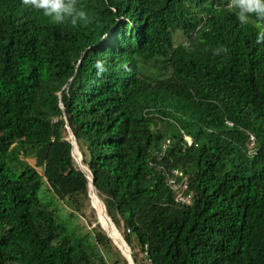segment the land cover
Returning a JSON list of instances; mask_svg holds the SVG:
<instances>
[{"label": "trees", "instance_id": "1", "mask_svg": "<svg viewBox=\"0 0 264 264\" xmlns=\"http://www.w3.org/2000/svg\"><path fill=\"white\" fill-rule=\"evenodd\" d=\"M80 3L94 19L73 28L0 0V264H128L96 220L66 232L42 183L82 220L99 205L133 264H264L260 23L242 26L228 0Z\"/></svg>", "mask_w": 264, "mask_h": 264}, {"label": "clouds", "instance_id": "2", "mask_svg": "<svg viewBox=\"0 0 264 264\" xmlns=\"http://www.w3.org/2000/svg\"><path fill=\"white\" fill-rule=\"evenodd\" d=\"M22 4L42 13L57 25L70 24L76 28L87 26L94 19V14H91L80 0H22ZM227 7L234 12L242 26L247 25L250 19H256L260 23L256 43L264 44V0H228ZM227 52V47L221 45L214 50V55ZM119 67L130 71L127 64H121ZM94 68L97 76H102L108 71L106 61L100 59L96 61Z\"/></svg>", "mask_w": 264, "mask_h": 264}, {"label": "rangeland", "instance_id": "3", "mask_svg": "<svg viewBox=\"0 0 264 264\" xmlns=\"http://www.w3.org/2000/svg\"><path fill=\"white\" fill-rule=\"evenodd\" d=\"M177 37L179 38L180 36L178 35ZM74 151H76L75 147H74ZM76 158H77V152H75L73 159L78 166L80 164L77 163ZM28 161L30 164L32 163V161L30 159H28ZM80 167H81V165H80ZM82 168L85 170V168L83 166H82ZM88 190H89V188H88ZM37 196H38L39 200L41 201V203L47 209L55 212L56 219L65 224L66 232H69L71 235L73 233H77V232L81 233L82 231H87L89 228H92V226L95 224V222H97L99 224V226L103 230H105L106 233L109 234V236L112 238L114 244L122 252V254L123 255L125 254V251L122 249L121 244L118 241L117 235L114 233L113 229L109 226V224L106 223L105 219H103L99 205L97 206L98 212H97V218L96 219H95V216L92 217V215L94 214V211L92 213L90 211V208L88 207L85 211L87 217L85 220H82L75 213H73V212L70 213L68 206H66L62 200H58L57 198H55L52 195V193L50 191H46V187H45L44 183L41 184L40 189L37 192ZM88 197H89V195H88ZM89 222H90V224H89ZM119 259H120V257H118V262L116 264H122L121 259L120 260ZM107 261H108V264H112V262H110L111 260H107Z\"/></svg>", "mask_w": 264, "mask_h": 264}, {"label": "built area", "instance_id": "4", "mask_svg": "<svg viewBox=\"0 0 264 264\" xmlns=\"http://www.w3.org/2000/svg\"><path fill=\"white\" fill-rule=\"evenodd\" d=\"M228 125L231 124L229 121H225ZM184 144L189 145L191 140L187 136H183ZM167 143V142H166ZM166 143H162L157 150H154V155L160 156L166 146ZM248 150L253 149V136L251 134L248 135V141L246 142ZM166 186L173 193V200L177 203L188 204L190 202V194L185 193L187 189V181L186 177L182 175L177 169L171 168L169 174L166 175L165 178ZM144 264H150L149 259L145 260Z\"/></svg>", "mask_w": 264, "mask_h": 264}, {"label": "water", "instance_id": "5", "mask_svg": "<svg viewBox=\"0 0 264 264\" xmlns=\"http://www.w3.org/2000/svg\"><path fill=\"white\" fill-rule=\"evenodd\" d=\"M60 107L62 108V105H60ZM66 130H67V134H68V138H69V141H70V145H71V156L74 158V155H75V152H77V158H76V160H77V163L78 164H80L79 163V160H80V155H79V152H78V150H77V147H76V144H75V141H74V137H73V135H72V133H71V131L69 130V128L66 126ZM73 147H75L76 148V151H74L73 150ZM81 165V164H80ZM80 165H78L79 166V169H81L82 170V165H81V167H80ZM83 172H84V174H85V176H86V178H87V180H88V187L89 186H91L93 189H94V187H93V185H92V180H91V177L88 175V174H86V172L84 171V170H82ZM94 191H95V189H94ZM99 201H100V203H101V205H102V208H103V210H104V205H103V203H102V201L99 199ZM105 212V211H104ZM105 216H106V218H107V220H109L110 222H111V225H112V227H114V229L117 231V234L119 235V237L122 239V237H121V235L119 234V232H118V230L116 229V227L114 226V224L112 223V221L110 220V218L105 214ZM105 231V230H104ZM105 233H106V231H105ZM106 235L110 238V236L106 233ZM111 239V238H110ZM123 240V239H122ZM112 241V240H111ZM113 243V242H112ZM114 244V243H113ZM123 245H125V258H126V260H127V263L128 264H133V261H132V259H131V256H130V252H129V248H128V246L126 245V243L123 241Z\"/></svg>", "mask_w": 264, "mask_h": 264}, {"label": "bare ground", "instance_id": "6", "mask_svg": "<svg viewBox=\"0 0 264 264\" xmlns=\"http://www.w3.org/2000/svg\"><path fill=\"white\" fill-rule=\"evenodd\" d=\"M73 150H74V147H73ZM83 170V169H82ZM98 197V196H97ZM109 235V234H108ZM111 238V237H110ZM111 240H112V238H111ZM112 242H113V240H112ZM114 243V242H113ZM115 245V244H114ZM116 246V245H115ZM121 252V251H120ZM122 253V252H121Z\"/></svg>", "mask_w": 264, "mask_h": 264}]
</instances>
